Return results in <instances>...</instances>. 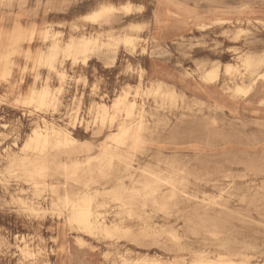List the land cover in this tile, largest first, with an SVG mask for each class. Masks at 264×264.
<instances>
[{
    "label": "rangeland",
    "instance_id": "rangeland-1",
    "mask_svg": "<svg viewBox=\"0 0 264 264\" xmlns=\"http://www.w3.org/2000/svg\"><path fill=\"white\" fill-rule=\"evenodd\" d=\"M105 4H131L133 14L119 12L101 25L84 19ZM177 7L188 12L186 18L178 16ZM159 9L166 16L155 25ZM0 16L4 36L17 28L37 31L33 44L22 46L10 82L0 80V264H25L16 240L23 236L33 237L43 249L41 264H192L200 257L216 260L222 255L241 264H264V82H257L248 96L237 95L225 68L247 56H264V28L256 24L264 19V0H1ZM134 25H142L143 31L134 32ZM49 29L61 33L62 45L82 35L139 40L135 51L121 47L115 56L100 52L87 67L59 63V70L68 74L63 107L57 114L30 112L17 100L44 79L59 86L54 73L24 58L26 52L34 57L48 50L50 42L43 41L42 33ZM215 68L218 81H205ZM244 82L251 85V78ZM159 84L174 99L139 98L146 129L141 147L128 153L133 170L118 165L106 177L95 175L92 186V192L103 193L120 184L141 188L138 182L148 178L146 172L175 180L174 189L159 188L163 206L137 199L132 217L108 195L101 199L107 224L120 225L131 235L91 236L69 226L50 206V187L60 193L85 189L65 183L61 175L50 174L45 179L49 188L35 193L24 177L7 174L9 161L22 156L15 144L23 146L39 116L51 120L54 115L64 126L70 111L73 116L78 112L73 133L84 144L80 152L61 154L58 161H84L98 156L114 132L109 125L95 124L97 103L111 105L124 90ZM18 197L44 209L32 213Z\"/></svg>",
    "mask_w": 264,
    "mask_h": 264
},
{
    "label": "bare ground",
    "instance_id": "bare-ground-1",
    "mask_svg": "<svg viewBox=\"0 0 264 264\" xmlns=\"http://www.w3.org/2000/svg\"><path fill=\"white\" fill-rule=\"evenodd\" d=\"M167 4L169 7L168 2ZM159 7L161 8V6ZM112 9H114V11H107L96 20L89 19V17L97 12ZM177 9L179 11L178 16L181 19H184V17L186 18L188 12L179 7H177ZM119 12L124 13L126 16H131L133 14V6L131 4H124L121 6H114L112 4L101 5L99 8L85 15L84 19L92 25H101L103 22H106L110 16ZM243 14L251 15L252 12L244 11ZM165 16L166 12H162L161 9L157 10L155 14V25H159L163 22ZM220 23L225 24L223 21H220ZM256 24L264 28V19L256 20ZM200 27L205 29L208 25H201ZM133 31L137 33L142 32V25H134ZM239 32L244 33L245 30L239 28ZM36 36L37 31L35 29L27 32L21 28H17L8 36H4L0 33V80L2 82L9 83L13 78L16 61L18 57L23 55L22 46L25 43L31 46ZM42 38L45 43L50 42L48 50L39 52L34 57L31 56L30 52H26L24 58L27 61L32 60L35 68L44 67L48 69L49 72L54 73L59 86L53 88L49 80L44 79L42 81V86L33 88L25 97L18 99L17 103L27 109L33 110H30V112L41 113L52 110L55 114L63 107L61 97L65 91L64 87L68 79L67 72L59 70V63L62 65L64 62L68 61L74 66L87 67L91 60L100 52H105L108 55L113 54L115 56L121 47L135 51L139 40V37L131 35H126L122 38L108 36L107 41H102L100 37L82 35L80 38L72 39L70 42L62 45L61 33H53L50 29L42 33ZM114 62L115 60L113 57V62L111 64L114 65ZM225 68L230 80L233 81L234 93L237 95L248 96L253 91V87L257 82H264V56H247L239 60L237 64H226ZM26 69L27 68L23 69V76H25L24 72ZM138 76L141 82L144 78L143 69L139 71ZM247 76L251 78V85L249 86H245L244 82ZM218 79V68L208 71L204 77L205 81L211 83L218 81ZM39 81L40 77L36 75L35 82L37 83ZM42 90L48 93L46 103L51 105V107L46 106L42 111L37 112L36 105L31 103L32 93L36 92L39 94ZM143 95L146 98L152 97L156 99L161 97L170 100L174 99V94L165 91L163 86L159 84L147 88L146 90L138 87L135 92L124 90L116 96L111 105L97 103L96 110L92 113L95 124H98L101 128L109 125L110 128H114V132H111L107 142L100 147L98 156L88 158L84 161H69L65 163H60L58 161L61 154L80 152L81 148L79 145L84 144L75 139L73 133V129L79 123L78 112L76 113L75 111L77 115L75 114L73 116L74 110H71L69 113V121L64 126L58 123L54 115L50 118L51 120L39 116V121L32 128L23 146L19 147L15 144L22 153V156L12 158L9 161L7 174L15 175L16 177H24L25 181L33 187L35 193L41 191L42 188H49L45 179L50 174L61 175L65 178V183L73 182L74 184L83 186L85 189L82 193H73L68 190L64 193H60L57 187H50V206L69 226L91 236L104 235L106 237H115L119 235H131L130 231L120 225L110 226L107 224V216L103 211L104 203L101 202V199L105 195H108L114 202L120 205V209L125 211L128 216L132 217L135 215L133 209L137 199H141L143 203L151 202L154 205L163 206L164 203L160 202L157 198L159 188L163 184L172 186L174 189L175 180L171 177L167 179L163 178L154 172H146L148 178L145 181L138 182L141 188L137 186L126 188V186L120 184L115 190L109 193H103L99 190L92 192V186L95 184V175H99L98 177H106L111 174L118 165L124 164L128 171L133 170L128 153L136 151L141 147L143 144V134L146 129V122L144 119L145 110L141 102L138 101L139 98H143ZM3 127L7 128V125H3ZM125 133L126 135H124ZM25 145H27V147H25ZM5 183L6 186H8V183ZM18 200H20L25 209L32 213L37 214L44 209L41 203H32V201L27 203L23 198L19 197ZM164 200L165 199L162 201ZM172 237L176 238L175 235H172ZM16 240L18 242V252L23 263L41 264L39 262V256L42 254L43 249L36 243L33 237L29 238L23 236L21 238H16ZM124 264L162 263L139 262L135 260L133 262L125 261ZM192 264L241 263L236 262L229 256L222 255L216 260L200 257Z\"/></svg>",
    "mask_w": 264,
    "mask_h": 264
},
{
    "label": "snow or ice",
    "instance_id": "snow-or-ice-1",
    "mask_svg": "<svg viewBox=\"0 0 264 264\" xmlns=\"http://www.w3.org/2000/svg\"><path fill=\"white\" fill-rule=\"evenodd\" d=\"M107 11H114V9H112V10H103L101 12H97V13L93 14V16L89 17V19L96 20L100 16L104 15L105 12H107ZM47 96H48V93L46 91H43V90L40 91L39 94H37L36 92L32 93V101H31V103L33 105H36L37 112L42 111L43 108L46 107V106L47 107H51V105H48L46 103ZM124 135H126V133ZM25 147H27V145H25Z\"/></svg>",
    "mask_w": 264,
    "mask_h": 264
}]
</instances>
